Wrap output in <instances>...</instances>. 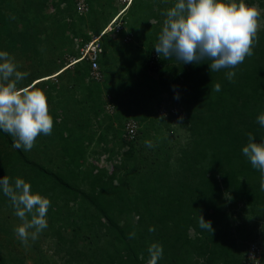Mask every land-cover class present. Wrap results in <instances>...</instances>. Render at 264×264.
<instances>
[{
    "label": "trees",
    "instance_id": "trees-1",
    "mask_svg": "<svg viewBox=\"0 0 264 264\" xmlns=\"http://www.w3.org/2000/svg\"><path fill=\"white\" fill-rule=\"evenodd\" d=\"M14 1L0 0V51L8 47L6 34L23 32L29 26L30 32L23 35L33 44L34 53L45 54L46 45L64 46L74 59L79 57L73 49L74 39L81 36L82 45L90 37L75 28L82 17L74 15V0H18V11L13 16L15 9L10 12L5 4L13 6ZM252 1L263 10L264 19V0ZM155 3L132 0L124 18H135L142 12L157 20L146 37L148 47L155 52L151 56L159 57L154 46L166 17L160 20L159 14H154ZM21 15L28 18L27 23ZM105 15H94L88 28L96 32L98 18ZM107 37L108 34L104 35L101 41L107 42ZM108 42L117 48L116 42ZM145 62L147 71L157 72L158 81L151 83L136 62L128 61L118 74L121 87L125 85L127 90L124 96L116 95L112 100L109 95H102L106 87L92 82L86 60L54 65V72L23 80L22 87H28L31 81L55 72L58 82L68 80L65 85H49L45 93L49 102L53 92L59 99L51 112L60 155L54 158L46 153L45 145L34 151L16 149L11 136L0 131V177L8 176L13 183L15 178H21L31 185L33 193L51 201L46 216L48 226L42 232L43 237L55 242L60 249L57 253L63 252L61 264H97V258L112 247L116 251L104 264H147V249L153 243L163 247L158 264H244L250 243L259 240L264 247L261 174L241 151L247 144L248 133L255 136L256 143L264 138V128L257 122V116L264 112V26L258 31L253 55L232 69L234 82L225 78L229 69L209 71L210 62L182 64L162 56L157 61ZM43 83L39 81L30 88H42ZM216 83L221 85L219 92L213 90ZM163 93L173 98L169 107L182 109L179 115L167 119H175L184 127L187 141L175 156L174 169L170 167L169 155H163V169L148 173L129 170L126 164L132 157L128 153L135 150L134 140L124 141L123 125L119 130L109 116L101 117L102 106L106 101L123 106L128 119L148 132L147 127L153 130L155 126L151 120L164 121L155 116L154 107L162 104ZM65 94L74 98L72 117L62 107ZM108 137L112 141L122 140L128 149L120 162L114 163L107 157L108 166L99 167L88 157L95 153V146H104ZM152 155V161L160 160V155ZM0 212L1 227L6 223V213L15 215L2 190ZM199 215L211 222L212 232L199 226ZM52 216L63 227L53 228ZM150 227L155 230L150 232ZM258 227H262L260 233ZM131 233H135V238H129ZM80 240L81 246L77 244ZM2 247L0 242V264H25L23 256L10 251L1 254Z\"/></svg>",
    "mask_w": 264,
    "mask_h": 264
},
{
    "label": "clouds",
    "instance_id": "clouds-1",
    "mask_svg": "<svg viewBox=\"0 0 264 264\" xmlns=\"http://www.w3.org/2000/svg\"><path fill=\"white\" fill-rule=\"evenodd\" d=\"M128 7L121 14H118L121 8L114 12L98 34L84 43L79 57L72 58L71 63L86 60L81 57V53L93 38H96L100 49L101 38L122 22ZM75 15L78 16L76 12ZM162 15L166 18L154 46L159 57L165 60L174 58L182 64L210 62L209 71L229 69L225 78L234 82L235 72L232 69L253 55V48L258 42L262 10L257 4H246L245 0H175ZM119 26L121 28L117 33L123 30L122 25ZM28 75L17 70V64L8 52L0 51V131L13 138L14 148L24 151L32 150L37 138L51 135L53 129V117L49 114L45 92L38 87H30L39 81L46 82L56 77L41 78L32 81L28 87H19ZM213 90L221 91V85L214 84ZM257 122L264 128V112L257 116ZM145 145L149 148L153 146L148 140ZM241 151L252 168L260 172V189L264 191V138L256 143L255 136L248 133L247 144ZM0 190L10 200L15 216L21 221L15 228L21 242L27 245L29 238L36 240L48 226L46 216L51 201L39 193H33L31 185L18 177L14 183L8 176L0 177ZM198 221L202 229L213 231L211 222L202 215L198 216ZM154 230L149 228L150 232ZM129 238H135V233H131ZM147 251V264H158L163 257V247L158 243L151 244Z\"/></svg>",
    "mask_w": 264,
    "mask_h": 264
},
{
    "label": "rangeland",
    "instance_id": "rangeland-1",
    "mask_svg": "<svg viewBox=\"0 0 264 264\" xmlns=\"http://www.w3.org/2000/svg\"><path fill=\"white\" fill-rule=\"evenodd\" d=\"M88 5V12L83 14L82 16H75L76 17H82V21L78 23L76 21L75 28H80V32L83 34H86L89 37H92L96 35L97 31L101 30L105 25L106 22L112 17L114 12L118 11L122 4H120L117 0H85ZM155 8H154V14H159L160 20L164 19L165 16L162 15V13L166 12V10L171 7L174 4V0H155ZM251 3H246L248 5L255 4L252 0H250ZM6 2V0H5ZM74 2V1H73ZM169 2V3H168ZM14 5L10 6L8 4L6 5V9L10 12H13V16H16V12L18 11V5L19 1L16 0L13 2ZM5 8V6H4ZM261 9V8H260ZM49 10L52 11L53 8L49 6ZM262 10V9H261ZM98 13H103L105 15L104 18L99 17L97 22V28L98 30L95 32L93 30H90L88 28V23L90 19L93 18L94 15ZM263 15V10H262ZM26 17V16H24ZM23 15H21V20L24 23L28 22V18H24ZM159 19V18H158ZM123 22V23H122ZM122 27L123 30H121L119 33L116 32L117 26L112 27V31L108 32L107 39L112 40L118 44L117 48H113L110 46L109 42L107 41H100V50H99V56H98V65L100 68V71L102 73V78L100 82H97L100 88L106 87V89L103 91V97L105 98L106 95H109V97L112 98L118 95L122 96L126 90L127 86L120 85L119 81V75L122 73L125 69V66L128 65V61L136 62L139 70L142 73L146 74V78L150 80L151 83H156L157 80V72H151L147 71L144 68L145 61H150L151 54H155L154 50L152 48L148 47L149 40L147 39L146 35L149 33V31L152 30V26L157 23V20L154 19L151 15H145L142 12H138V15L135 18H131V16L128 15V17L124 18L122 20ZM160 22V21H159ZM31 23H37L31 22ZM129 26H132L133 29H129ZM264 26V19L261 16L260 20V29ZM29 28V26H28ZM26 28L23 30V32H10V34H6V45L8 46L7 49L1 50L6 51L10 54V56L14 59V62L17 64V70L21 72H27L29 75L27 77H30L34 79V77H39L42 75H46L50 72L55 71L54 65L62 66L68 61H71L73 56L69 54L68 50L64 46H60V48H53L52 45H46V51L45 54H40V52H33L31 50V46L33 44L29 43L25 36L27 33L30 32V30ZM25 30L27 31L25 33ZM22 33V34H21ZM25 34V36L23 35ZM98 34V33H97ZM129 34V35H127ZM129 37L127 40H125V37ZM106 39V40H107ZM81 42V36L74 39L73 43V49L79 51L81 48H83V45L85 42H83L82 45H80ZM29 43V44H28ZM55 43V42H54ZM56 46V43H55ZM69 48V47H68ZM149 48V49H148ZM55 49V50H54ZM149 53V54H148ZM150 57V58H149ZM157 60L159 57H156ZM130 67H132L130 65ZM114 73V75H113ZM57 73H54L56 75ZM52 76H54L51 73ZM26 77V79H27ZM87 80V79H86ZM65 79H62V81H57V77L49 80L48 82H45L41 85H43L41 90H43L46 93L47 88H49V85L55 84L58 85L60 82H62L64 85L67 83L68 80L65 81ZM91 81V80H87ZM92 82H94L92 80ZM23 81L21 82L19 87H22ZM32 83V81L30 82ZM29 84V83H28ZM25 85V84H24ZM124 96V95H123ZM145 96V95H144ZM147 97V96H145ZM51 100L49 102L48 100V106H49V114L52 116L51 110L54 109L53 104H55V101H58V97H55V93L53 92V95L51 96ZM173 98H169L165 93L161 95V103H165L166 105L169 104V102H172ZM62 107L64 110H66L67 115L72 117L71 109L73 107L74 98L65 96L61 100ZM113 103V102H112ZM102 106L103 109V115H107L110 117V120L114 122L115 128L118 127L119 130H121V127L123 123L129 118L126 114L123 113L124 107L123 106H117L115 103H113V110L111 113L106 111L105 104ZM155 116L157 117V109L159 106L155 105ZM65 112V111H64ZM116 112V113H115ZM108 117L104 116V119ZM164 121H155V119L151 120L150 122H153L155 124L153 130H150L147 127L148 132H143L144 127L142 125H139L138 133L136 136V139H134V146L135 150L131 153H128V155H131V158H128L127 161V167L129 170H135L148 173L151 171H156L163 169V165L161 164L164 159L163 155H169V163L171 164L170 167L172 169L175 168V156L178 155L179 149L182 147L183 144L187 141V132L184 129L183 126L179 124V122L175 119H163ZM102 125H104V122H101ZM117 124V125H116ZM157 128V129H156ZM56 132V125L53 121V129L51 135L44 136L40 135L35 143V146L33 147V151L41 147L42 145H45V152L50 153L54 158H58L60 155V152L58 150V142L55 135ZM148 133V134H147ZM9 140V137H6ZM12 138V137H11ZM10 138V139H11ZM151 141L152 147L149 148L145 145V141ZM13 142V138L10 140ZM106 144L103 145H97L94 147L95 153L89 154V160L94 161L95 164L99 167L101 166H108L107 162H105V159L107 157H110L111 160L114 163H118L121 160L122 155H126V151L128 147L126 146V143H124L122 140L120 141H112V139H109V137L106 140ZM11 144V143H10ZM12 145V144H11ZM104 147V150L102 148ZM160 155V160L152 161L154 158V155ZM161 158L164 160L161 161ZM135 182V181H134ZM238 206L240 204L238 203ZM237 206V207H238ZM48 213V212H47ZM5 215V214H4ZM2 216V213L0 212V218ZM7 219H5L6 223L3 222L2 227L0 226V242L3 245V249L1 250V254H5L6 251H10L13 255L23 256L25 258V264H61V255L63 252H58L60 249L55 245V242L43 237V232H41L38 235V238L36 240H32L29 238L27 245L23 244L19 237L15 233V228L21 223V221L16 217L15 215H5ZM49 217V216H48ZM52 222H50V225L53 228L63 227L62 222L59 221L55 216L51 217ZM5 225V226H3ZM258 232L261 231L262 227H258ZM64 233V232H63ZM260 233V232H259ZM191 234V232H190ZM65 235V233L63 234ZM259 239V238H258ZM256 243H260L259 240L254 241ZM79 246L83 245V242L80 240L77 242ZM262 244V243H260ZM263 245V244H262ZM116 249L110 248L106 254L101 255V257L97 258V264H104L108 258L112 256L113 253H115Z\"/></svg>",
    "mask_w": 264,
    "mask_h": 264
},
{
    "label": "built area",
    "instance_id": "built-area-1",
    "mask_svg": "<svg viewBox=\"0 0 264 264\" xmlns=\"http://www.w3.org/2000/svg\"><path fill=\"white\" fill-rule=\"evenodd\" d=\"M122 4L121 9L118 11V14L123 13L125 9L130 4L131 0H117ZM74 9L78 16H82L88 11V6L85 0H74ZM121 25V22L118 23ZM117 26L116 32L121 28ZM129 37H125L127 40ZM96 38H93L91 42L85 47L81 53V57H85L89 63V76L93 81H100L102 78L101 72L98 67V54H99V45L95 42ZM95 42V43H94ZM157 56L152 55L150 61H157ZM149 61V62H150ZM169 105V104H168ZM166 106L161 104L157 109V117L169 118L172 116L179 115L182 112V109L177 106ZM105 109L108 112H111L113 106L110 102L106 101ZM138 131V124L133 119H127L123 124L122 138L124 141L129 142L133 141L136 138ZM264 247L260 243L252 242L249 244L244 264H264L262 262V257L264 256Z\"/></svg>",
    "mask_w": 264,
    "mask_h": 264
},
{
    "label": "bare ground",
    "instance_id": "bare-ground-1",
    "mask_svg": "<svg viewBox=\"0 0 264 264\" xmlns=\"http://www.w3.org/2000/svg\"><path fill=\"white\" fill-rule=\"evenodd\" d=\"M55 76V75H54ZM49 77H53V76H49ZM49 77H44L43 79L49 78Z\"/></svg>",
    "mask_w": 264,
    "mask_h": 264
}]
</instances>
